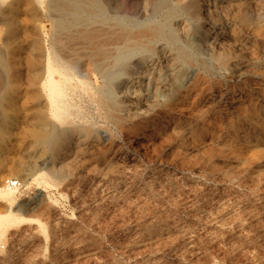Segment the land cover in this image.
<instances>
[{
	"label": "rangeland",
	"instance_id": "rangeland-1",
	"mask_svg": "<svg viewBox=\"0 0 264 264\" xmlns=\"http://www.w3.org/2000/svg\"><path fill=\"white\" fill-rule=\"evenodd\" d=\"M99 1L0 0V264H264V0Z\"/></svg>",
	"mask_w": 264,
	"mask_h": 264
},
{
	"label": "bare ground",
	"instance_id": "bare-ground-1",
	"mask_svg": "<svg viewBox=\"0 0 264 264\" xmlns=\"http://www.w3.org/2000/svg\"><path fill=\"white\" fill-rule=\"evenodd\" d=\"M54 7L61 15H65V17L69 18V20H61L58 22L59 25H67V24H75V25H80L82 24L81 18L82 15L87 14L91 18H95V15L98 10H100L101 3L99 0H53ZM51 4V3H50ZM52 7V5H51ZM52 9V8H51ZM58 13V14H59ZM58 16V15H57ZM86 17V15H85ZM97 17V15H96ZM60 19V18H59ZM2 22V21H1ZM105 22V21H104ZM149 26V25H148ZM122 27V26H120ZM94 28V27H93ZM99 28V27H98ZM145 28V27H144ZM83 29V28H82ZM86 29V28H85ZM3 30V29H2ZM63 30V29H62ZM119 30V29H118ZM74 31V30H73ZM100 31V30H98ZM96 31V32H98ZM105 31V30H104ZM60 32V31H59ZM65 32V31H64ZM87 32V31H86ZM65 34V33H64ZM91 36L90 38L95 39V33H90ZM101 34V33H100ZM115 34V33H114ZM74 35V34H73ZM83 35V34H82ZM102 35V34H101ZM100 36V35H99ZM98 36V37H99ZM161 36V31L157 27L150 26L148 28H145L143 30H140L138 33H134L131 30H125L123 32H120V34L115 35V42L120 43V42H128L130 44H142L143 40L146 39L148 42L150 39L156 38ZM70 37V36H69ZM109 37V36H108ZM71 39V38H70ZM73 39V38H72ZM5 40V39H4ZM103 40V39H102ZM111 40V39H110ZM114 40V39H112ZM145 40V41H146ZM7 41V40H6ZM98 41V40H97ZM84 42V41H83ZM96 42V41H95ZM99 42V41H98ZM107 42V41H106ZM112 42V41H111ZM111 42L109 44H111ZM82 43V42H81ZM88 43V42H87ZM90 43V42H89ZM105 43V42H104ZM95 44V43H94ZM148 44V43H147ZM2 45V44H1ZM0 45V58H2V46ZM86 45V44H85ZM99 45V44H98ZM124 45V44H123ZM102 49L103 47L105 48L106 44L100 45ZM99 46V47H100ZM116 46V45H115ZM94 47V46H93ZM95 48V47H94ZM108 48V47H107ZM106 48V49H107ZM92 49V48H91ZM99 49V48H97ZM97 49L95 48V52H93V56L90 55V57L87 59L83 55L79 59V62H81L83 65L85 64L86 66V76H90L91 72V67L94 65V60L95 56L97 54ZM105 50V49H103ZM100 51V50H99ZM110 54V53H109ZM108 54V55H109ZM59 56V55H58ZM80 56V55H79ZM78 56V57H79ZM106 57V53L104 55ZM98 58V57H97ZM66 60V59H65ZM78 60V59H77ZM101 60V59H99ZM45 61V59H44ZM73 61V60H72ZM86 61V63H85ZM98 61V60H97ZM65 62V61H64ZM99 62V61H98ZM77 63V62H76ZM66 64V63H65ZM67 65V64H66ZM100 65V64H99ZM102 65V64H101ZM44 68V67H43ZM42 68V69H43ZM95 68V67H94ZM93 68V69H94ZM41 69V70H42ZM63 69H65V65H61L58 62V59L56 56H52V54H49L47 59H46V64H45V86L48 92V98H49V103H50V110L51 113H53L54 117L57 118L61 123H65V121L68 120V115H69V107L71 106L68 100L66 99V90H64V82L58 80L56 78L57 74H62ZM99 69V68H98ZM43 71V70H42ZM66 71V70H65ZM69 72V71H68ZM65 73V72H64ZM65 77V76H64ZM42 79V78H41ZM61 79V78H60ZM64 79V78H63ZM62 80V79H61ZM66 80V79H65ZM66 86V85H65ZM45 88V87H44ZM68 88V87H67ZM45 89V90H46ZM49 109V108H48ZM52 115V114H51ZM50 125V124H49ZM48 127V126H47ZM51 127V125H50ZM55 128V127H54ZM45 130V129H44ZM47 132V130H46ZM51 132V131H50ZM50 134V133H49ZM48 133H44V140L49 137ZM37 136V135H36ZM45 142V141H44ZM46 143V142H45ZM45 164V163H44ZM17 189H13L10 187H3L0 186V197L5 198L9 201H13L15 199ZM17 198V197H16ZM16 200V199H15ZM22 221V218H19L17 216H6L2 217L0 216V239L5 233V226L10 223H16ZM44 227V226H43ZM1 251V248H0Z\"/></svg>",
	"mask_w": 264,
	"mask_h": 264
},
{
	"label": "built area",
	"instance_id": "built-area-1",
	"mask_svg": "<svg viewBox=\"0 0 264 264\" xmlns=\"http://www.w3.org/2000/svg\"><path fill=\"white\" fill-rule=\"evenodd\" d=\"M6 184L13 189H19L22 186V182L19 179H7Z\"/></svg>",
	"mask_w": 264,
	"mask_h": 264
}]
</instances>
